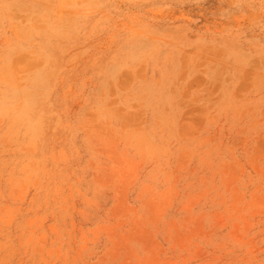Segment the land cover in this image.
<instances>
[{
    "label": "rangeland",
    "instance_id": "374dc122",
    "mask_svg": "<svg viewBox=\"0 0 264 264\" xmlns=\"http://www.w3.org/2000/svg\"><path fill=\"white\" fill-rule=\"evenodd\" d=\"M0 264H264V0H0Z\"/></svg>",
    "mask_w": 264,
    "mask_h": 264
}]
</instances>
